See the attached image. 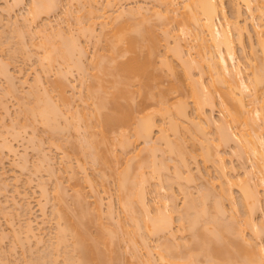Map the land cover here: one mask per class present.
<instances>
[{"label":"bare ground","instance_id":"6f19581e","mask_svg":"<svg viewBox=\"0 0 264 264\" xmlns=\"http://www.w3.org/2000/svg\"><path fill=\"white\" fill-rule=\"evenodd\" d=\"M95 1L93 0L94 4L96 3ZM186 1L187 0H159V4L157 7H154L153 9L149 8L151 10L148 9L151 14L147 13L149 14L148 17L157 16L154 17L156 22L150 21V19L152 18H148L146 14L143 13L144 7L142 5L134 7L133 11H131L132 8H128L127 10L124 9L126 11L122 9L121 11H123V13L119 12L118 10V13L116 12L117 14L113 16H111L109 11L112 10L109 9V7H112L113 5H111L112 3H110L109 1V3L106 2L109 6H106L107 9H109L108 11H105L106 3L105 5H103L104 7L102 6L104 10L98 8L100 10L99 13L97 12V16L100 18V33L105 35H103L105 38L103 39L105 40V44L107 46V48L105 47L107 50L105 49L106 51L104 54H106V59H108L107 61H109V63L105 62L107 63V65H105V63L103 64L102 61L98 60V63L101 62V65L97 64L98 66L96 67L99 68L98 70L100 72L96 69L97 71L93 73L95 77L98 78H95L97 80V83H93V85L96 84L97 87H95L94 85L92 86L95 87L93 89L87 88V90L89 89V94H87L88 98L89 96H94V98L96 99V101L93 102V107L91 108L92 111L88 112L90 111L89 109L88 111H83L85 107L80 108L83 111V116L81 117H83L85 121V118H87V116L89 117L90 115H94L97 118V123L95 125L98 124V127H95V129L97 128L98 131L96 132V130L94 129L95 132H93V130L90 132L91 123H85L87 125L89 124V128L87 127L86 129V125L83 126V132L86 135L85 137H80V139H83L81 141H85L86 143H84L85 145L83 143L81 145L82 148L83 146L92 147V152L90 154L93 153L91 156H95L97 158L99 157L98 159L101 163L100 168L103 169L104 167H107L104 168L103 171L107 172L105 171V169H108L112 172L111 169L113 168L110 164V162L112 161H110L109 159L112 158V155L114 156V158L115 156L116 158L118 157L117 153L115 152L116 150H114L115 148H113V145L115 147L118 144L121 148H125L123 150H126L135 141L140 140L144 143L141 151H147V156H139V160L137 161V163H135V167L131 166L130 163H128L126 164L127 166L125 165L124 168L120 169L118 171L119 174L116 175L118 176L117 185H119L118 190L121 196L120 199L121 201L123 200V204H120L124 206V208L126 209L125 211L128 212L130 223L132 222V225L130 224L131 226H126V224H118L120 225V227H122L123 225L128 228L126 229L124 227V230H126L125 235H128V237H125H127V240H129V242L127 243H130V245H132V247L130 245L128 246H130L129 248H131V250L133 248V255L136 257L138 263L264 264V253L262 252V250H264V243L263 240L261 242L260 238L261 236H264V223H261V221L264 222V0H231V5L232 7H234V19L230 18L227 15L228 12L225 5L226 0H191V2ZM13 2L21 3L22 0H13ZM30 2L31 6L29 4L30 7L28 8V14L31 10L30 15H35L36 17L38 15L40 17L41 12H47L55 9L56 6H58L60 0H30ZM98 2L99 1L97 0V3ZM181 2H185V5L183 6L187 7L188 10H185L183 13H181L182 16L177 18L178 14H176V5L180 4ZM241 2L245 7V10L247 11V16L245 17H242L243 13L240 10ZM85 3L88 2L85 1ZM91 3L92 2L88 4ZM81 4L84 3L81 2ZM98 5L100 4L98 3ZM93 10L91 11L94 12ZM96 11L97 9L91 15L95 14ZM124 14H127L125 16L127 19L123 18L125 21H123L122 19V16ZM35 16H33V18H35ZM140 18H142V20H140ZM157 18H160L162 20L160 21V19L158 20ZM120 19L122 20L119 23L118 20L120 21ZM75 20L77 21V18ZM80 20L81 19H79L78 21L80 22ZM132 20L134 23H132ZM135 20H140V22H136ZM175 20L178 22V26L176 29L170 26V23ZM255 20H257V23H259V29H256V27H254V32H252L249 29V22H253ZM79 22H76L78 23L77 27H81V29L79 28V30L85 32V29L87 30V28L81 26L82 23L80 24ZM111 22L113 23V25L110 24L111 28L109 29H111V31H106L108 32V34H106V32L104 33V30H106L105 28ZM45 23H43L44 31L45 29H47V26L45 25H47L48 22L47 24ZM157 24L160 25L158 26V28ZM24 25L27 28L26 30L30 29L29 27H27L28 25ZM88 25L93 26L90 25V23ZM89 26L87 27L89 28ZM16 28L15 30H17ZM159 28L160 30H158ZM21 30L19 31L21 32ZM37 30L39 33L42 31L40 28ZM56 30H58V28L54 29L55 32ZM159 31L162 32V36L160 35ZM96 33L99 34L98 32ZM245 33L247 35H245ZM62 34L56 36L61 38ZM68 34L65 36V38H67ZM102 34H99L96 38L99 37L101 39L103 37ZM253 34L255 35L254 38L256 39L255 44L253 43L255 42V40L253 39ZM20 35L21 34L19 33V36ZM77 35L79 36V32H77ZM77 35L76 38L74 37V35V38L71 36L73 38H71V40H68L70 37L67 38L66 41H71L69 43L64 41V38L62 37L63 39L61 38V40L63 42H59V45L57 43V45L54 44L55 42L51 43V40L48 38L51 35H47L44 42H46V44L47 42H49L50 45H53H51V48V46L47 44L49 50L47 45L45 46L47 48H43L46 50L41 49L44 51V54L43 56L41 55V58H43V61H46L47 63V66L45 67L48 68V66H52L53 62L55 63V61L59 62L60 60H63L64 63L63 61L62 63L64 65H66L67 61V63H69L70 61L73 62L72 67H70L71 64L70 66H68V64L67 68L76 67L78 70H80L78 65H81L80 63L83 62H80L78 60L82 57V55H84L83 52H86V49H83L84 45L81 44V41L79 40L80 37L78 38ZM88 35L90 36L92 34H90L89 32ZM95 35L96 34L94 33V36ZM22 36L24 37V35ZM184 36H188V39ZM244 36H247V39L250 40L248 43V46L250 47V56L248 57L247 55L249 54L246 53L247 55L244 54V58L240 59L236 49L238 46L241 51L245 53L246 40ZM23 37L21 38L23 40L24 44H22L24 47L27 43L25 42ZM251 39H253V41ZM96 40H98V42L100 41L99 39ZM192 49H195L194 55L191 53ZM73 56H77L78 58L80 57L77 60L78 63L73 60ZM101 56L103 58L106 57L105 55ZM57 57H59L60 60L57 59ZM120 57L122 59H120ZM84 59H86V57ZM103 60L105 61V58ZM1 65L3 66H1V68L3 69L2 73L4 74V77H7V81L11 82L10 78L14 76L12 75L13 73L9 72V67L4 65L3 61ZM43 68L44 67L42 66L41 69ZM45 69L46 68H44V70ZM60 69L61 73H59L62 76H65L67 75L66 73H69V69H62L61 66ZM97 72L100 73V75ZM84 74H86L85 71ZM36 75L38 76L36 78L34 77L35 79L33 85L31 84V87L28 86V89L29 87L30 89L32 88L31 90L29 89L28 95L33 96V94L36 93V95H34L36 100L39 99L38 95H41L42 99H44V102H42L44 104L41 105L42 103L38 100V103H36L37 101L35 102L36 105L32 103L33 100L28 101L31 103L26 102L33 105H29L31 106L30 108H24L25 111L29 109L27 113L30 112V118L34 121L36 120L42 123V125L46 127V129L48 127L50 133L52 131L55 132V130L59 127L60 129L68 128V125L71 124L72 126V123H76V126L78 124L77 128L74 125L72 127L74 129H78V127H80L81 125H79L80 123H78L79 120L76 122L75 118L71 120L72 122H67V127L65 126L66 123H64L69 118V115L67 116L68 112H73L72 105L68 104L70 98H66L65 95V84L67 86V83H70L69 81L66 83V80H68L69 78L65 76V79L59 75V77L63 79H60L58 77L59 84H57L56 82V87H59L58 93L61 99V103L66 107H64L65 110H62L61 104L52 99L48 94V91L43 86L44 83L40 79L41 75L39 73H37ZM163 78H166L168 80V85L166 87L160 86V82ZM23 80L26 81L27 79ZM24 81L23 83H25ZM13 82L10 85H13ZM89 85L91 86V84ZM89 85L87 87H89ZM73 87L75 88V86ZM14 88L11 89H13L14 91ZM16 90L18 89L16 88ZM38 91L40 92V94H37ZM137 95L141 96L143 103H147V106L149 107L147 110L144 111L143 109L134 106ZM42 99L40 98L39 100ZM28 104L26 106H28ZM67 105H69L70 108ZM217 105L220 107L222 113V115L218 118L213 117L212 115V112L215 110ZM87 108L88 106L86 107V109ZM75 114L76 112H73L72 117L78 116L77 114ZM59 117H62L63 119L66 118L63 122L64 126L63 124H61V122H59L61 120L58 119ZM25 120L28 119L25 118ZM3 124L5 125V127ZM2 125V129L5 132H7L6 129H8V131L10 130V125L7 126L8 128L6 127V123L3 122ZM12 126L13 125H11V127ZM14 128L15 127H12L11 129ZM209 128H213L211 130L213 132L212 134L211 132L208 133ZM236 128L237 130H235ZM60 129L57 130L59 131ZM69 129H71V127ZM4 131L3 133H5ZM14 131L15 133L13 134L15 135H10L12 138L13 136L17 135L20 136V134L16 132H20L21 130L15 129ZM168 131H170L172 135L169 134ZM56 132L52 133L56 134ZM59 132H57V134H59ZM114 133H116L117 135ZM84 134L82 136H84ZM208 134H211V137H209ZM4 136L6 135L4 134ZM0 137L2 139L3 135L0 134ZM16 138H18V136L14 137V139ZM2 140H5L3 145H1ZM2 140L0 141V148L1 146L3 148L2 150L0 149V165H3V162L6 160L4 159L3 155L7 152L4 151H8L12 155L17 154V148L13 143H7V141L9 140H7V138L5 137ZM191 146H194L196 148L191 149ZM58 147L59 146H57V148ZM89 147L88 150H86L85 148L83 150L80 146L84 153L85 151H87L86 153L88 155L90 152ZM193 150L197 152H195L196 155L200 156L204 163L209 161L210 164H212V166H214L217 170L216 182L219 186V192H216L217 189L215 191L216 187L214 188V186L212 188L214 190L206 189L208 192H204L206 190L202 191L206 195L208 193L207 197H213H210L213 200V202H210L212 203V207L209 203H205V201H207L209 197L207 198L204 193H201V191L200 194H196V197L198 198L197 199L195 195L192 194V192L187 193L189 192L188 188H186L188 191L184 189L185 184L183 182L185 181L186 187H189L188 181L190 182L192 180L190 176L192 172L190 171L191 168L189 159H196V155L194 154ZM38 151L42 155L41 157H43L40 159L42 165L45 162L51 170L49 171L50 176H57L56 170L54 172L55 174L53 173L55 167L52 166L51 159L49 158L50 156H47L48 154L47 152H45L44 148H41ZM158 152L160 154H158ZM225 154L232 155L233 157L236 156V158L240 159L243 164L251 160V163L247 168H245V171H243L244 177L239 176L236 182H234L232 178H230V172L234 171V166L232 164H227L225 160ZM138 155L139 154H137V156ZM95 157L93 158L94 161L92 160L93 163H96L98 160ZM167 158L170 162H174L172 164L173 168L171 169L168 168L169 161H167ZM106 159L108 162L110 161V165L108 164ZM23 166L21 165L22 170L25 167ZM255 166H257V173L256 171H254L256 169ZM68 167L69 169H71L70 164H68ZM249 167H251V169ZM129 168L130 170H132L130 171ZM169 170H172V173ZM197 170L200 173V169L197 168ZM166 171L167 173L170 172L171 174H167ZM104 172L103 175L105 174ZM258 173H261V175H259ZM201 176L202 178H204L203 175ZM15 178L18 179V175H16ZM162 179L163 183L164 180L166 181L174 179V181L171 180V182L166 181V183L168 182L167 187H169V189L167 187H165L166 190L164 189V186L166 185L163 186ZM183 179L184 181L182 182ZM54 183L56 190L55 198L59 200L58 202H62V199H65V190L61 186L60 179L56 178V182L54 181ZM171 183H178L180 186L178 184L176 185L179 187V189L181 187L180 190H183L182 192L184 193V197L187 198L184 199L185 201L183 205L185 206H183V214H180L181 211L176 209V207L174 208V205H176L174 204L176 199L174 198L175 196L173 189L172 187H170L173 186V184ZM231 184L237 185L238 200L234 197L233 191L230 189ZM150 185L153 186V189L149 188ZM4 186L8 187L6 184H3V187ZM160 187H163L162 189L166 194L168 193L166 196H163V194L162 196L160 195ZM40 188H42L41 194L45 197V195L48 194L46 193L48 192L46 191L47 188L41 186ZM14 189L16 190V188ZM170 189L172 190L170 191ZM17 190L15 192L19 194V196L24 198V200L28 197L27 194H25L26 191L20 194L21 191ZM14 191L13 193H15ZM151 191L159 192V196L161 197H158V199L155 201L154 199L151 200L152 202L149 201L150 199L147 197V194ZM171 192H173V194ZM201 194H203L205 198L204 196H201ZM62 195H64V198L62 197ZM74 195L78 196L75 198H80L81 192L77 189L75 190ZM200 196L203 201L201 199L199 200ZM14 198H12L15 201L14 204L17 205L18 202ZM101 198V195L97 197V206L95 212H98L97 215H99L100 217L105 216V218H107L108 216V219H110L112 216H114L113 207L111 208V204L108 203V212H105V214L107 213V215H101L104 213L102 212L100 206V203H102L103 200H101ZM223 198L231 202L230 205L232 208L230 209L233 210V213H230V216H226L227 209L224 205L225 203H223ZM46 199L47 198H45V202L47 203L49 199ZM83 199L81 200L83 201ZM170 200H172L171 202L174 201L173 204L170 202ZM26 203L27 205L29 204L28 201ZM26 203L24 204L26 205ZM40 203V205L44 206V202L42 203L40 201ZM82 204L83 202L80 205ZM4 205L8 204L4 203ZM27 205L25 206V210L28 209ZM238 206H240L241 208V218H238L240 216V213L236 214L238 213ZM80 209H83L85 211L83 212V214H90L92 211L91 210L89 213L88 210L86 211V207H82ZM44 210L45 209L42 208L43 212L40 214L41 216L43 215L41 217V222L43 221L42 218H44L46 215V210L45 212ZM175 211H178L180 215L178 223L179 225L177 224L178 227L177 225H174L173 213H175ZM234 211L237 212L234 214ZM60 212V210L57 211V218L61 217L60 219H58L59 221L62 220L64 216H66V214H63V211L61 213ZM112 213L113 215L110 217L109 215H111ZM260 214V217H262L263 215V220L258 218V215ZM62 215L64 216L62 217ZM97 215L95 216L97 218H100ZM87 216L88 215L86 214H81L80 219H82L83 217V219H85ZM65 219L67 223L64 221V223L62 222V225H59V221V223L57 222V228L55 227L57 231H55V233H58V235H56V240L53 242L54 244H52L51 242L50 245L48 241V243H46V245L48 244V246L45 247L50 248L52 245L57 246L58 244L56 248L58 249L61 246V249H63V244H60L64 243L65 247L63 253L66 254H63V256L66 255V258L64 256L66 260H63L68 261L69 264H109L111 257L110 254H108L110 253V251L108 250L109 247L116 242L112 240L111 244V240L109 239L110 236H108L107 234L111 230L107 229V231L106 228H104V233L107 232L106 234L108 237L106 236V234L97 233V237L94 235L95 238L91 239L90 237L94 236H90L89 231L87 232L88 227L86 229V224L84 225V222L88 223L90 221L89 219L84 220V222L82 223L79 222L80 220L76 223H71L69 222L72 221L70 220V218L69 220L67 219V217ZM118 221L120 222V220ZM9 222H12V220H10ZM100 222L102 221L100 220ZM103 223L104 222H102V226L100 225L101 229L99 231H103ZM185 224L193 233H191L192 240L191 238L189 240L191 242H185L188 245H192L190 246V248L189 246L187 247L186 245H184V242H180L178 240L177 234H175V231H179L180 229H182V226H184ZM37 226L36 228H41V226H39L38 224ZM36 228L33 226L32 220H28L26 225L24 226L25 230H23L25 231V236L24 234L23 236L26 238L23 237L24 239H21L22 235L19 234L23 231L18 230L19 232H17L15 228V233L13 231V234L15 235V237L17 235L16 238L22 240L23 243L25 239H28L30 237H32V239H36V241L40 243L43 239L42 237H40L41 235L39 236V234H37L38 232H35ZM130 228L132 229L131 231ZM120 230L122 231V228ZM246 231L250 232V237L251 239H253L252 241L250 239H247ZM157 235H166V237H162V241H164V238L165 241L160 244L157 243L159 244V247H151L150 243H148V238ZM174 235H176L177 241H174ZM38 236L41 238V240L36 238ZM68 236L71 239L67 240ZM258 238H260L261 243H258V241H256L259 240ZM31 240H28V242ZM66 240L70 241V243L67 242L68 244H66ZM137 245H140L145 249V254L141 252L146 257L144 258L142 255V258H140L142 262L139 260V258L137 259L139 253H137L136 251L140 252L139 247H136ZM113 246H115V244ZM183 246H185L186 249H191L187 255H183L180 250L177 251V249ZM155 247L159 250L155 249ZM40 248H42V250H37L39 252H35H37L39 256L42 257L40 258L38 256L39 258H32L34 253L33 255L31 253L32 259L29 262L26 261L28 262L27 264H53L54 262L51 263V261H55V259L58 258H53V252L55 250H50L52 252L51 256L50 251H47L49 253L45 254L46 251L43 250L44 246ZM65 248L67 250H65ZM152 248L155 249V256L152 254ZM110 249H114V247L112 248L111 246ZM175 249L176 253L178 252L179 256L175 253ZM57 251L60 250L58 249ZM71 251L73 253L76 252L77 254L75 253L74 255L73 253H71L74 255L73 256L70 254ZM41 253L44 254V256ZM111 253L114 254V250L113 252L111 251ZM135 253H137L138 255H135ZM116 254L117 253H115V255ZM181 254L182 256H180ZM50 256L52 259L50 258ZM111 256L113 257V255ZM199 256H201L202 258ZM139 257H141V254L139 255ZM1 258L3 261L0 260V262L3 263L5 260L3 258L5 257L1 256ZM200 258L203 259V261ZM113 259L115 258L113 257L112 261ZM65 261L63 263H65ZM9 263L10 262H8V264Z\"/></svg>","mask_w":264,"mask_h":264},{"label":"rangeland","instance_id":"374dc122","mask_svg":"<svg viewBox=\"0 0 264 264\" xmlns=\"http://www.w3.org/2000/svg\"><path fill=\"white\" fill-rule=\"evenodd\" d=\"M85 1L88 3H90V2H92V3L88 4V3H85ZM85 1L81 0V2H83L85 4L84 5V4H81L80 0H60L58 6H56V8L58 7L59 9L55 8V9H53L55 11H53V10L47 11L48 14H47V12H41L42 15L40 13V17L38 15L36 17L35 15H30L31 10H30V13L28 14V12H29L28 8L31 6L30 0H22L21 3H17V2L15 3V2H13V0H0V59L3 61L4 65L9 67V69L11 70L10 71L8 69L9 72L10 73L12 72L13 73L12 75H14L12 78H10L11 82L7 81L8 80L7 77L5 78L4 74L2 73V70H3L1 68L2 61L0 60L1 61V63H0V131H1V133L0 134L3 135L2 139H4V137L7 138V140H9V141H7V143L11 142L17 148V154L16 155H12L8 151H4V152H7L6 153L7 155L2 153V154H4L3 156H4V159H6V160L3 162L4 163L3 165L1 164L2 166L0 165V176H1V178H0V182H1L0 183V254L2 257H5L3 259L10 262L9 264H24V263L27 264L33 257L39 256V254L37 253L39 251H37V250H42V248H40V247H43V246H44L43 250L46 251L45 254L49 253L47 251H50V250L54 251L55 250L53 252V254H54L53 258L54 259L56 257H58V258H56L55 261H51V263L54 262L53 264H65L67 262L66 264H69L68 261H65L66 255H64L65 258L63 256V254H66V253H63L64 247H65L64 243L60 244V245L63 244V247H62L63 249H61V246L58 248L60 251H57L58 249L56 248L58 246V244H57V246L52 245L50 248L45 247V246H48V244L46 245V243H48V241H49L50 245H51V242H52V244H54L53 242L56 240V235H58V233L57 234L55 233V231H57L56 225H57V222L59 221L58 219L61 218L59 216H58L59 218H57V215H58L57 211L58 210H60L61 212L63 211V214H66V216L62 215V217L64 216L63 217L64 220L63 219L60 220L59 221L60 223L58 222L59 225H62V222L64 223V221L66 220L65 219L66 217L68 220H69V218H70V220H72V221H69L71 223H76L79 220H80L79 222L82 223V222H84V220L89 219L90 221L88 220L89 221L88 223L84 222V225L86 224V227H85L86 229L88 227L87 232L89 231L90 236L95 235L97 237V235H96L97 233L98 234L99 233L106 234L107 232L104 233V231H105L104 228H106V230L107 229L111 230L110 232L113 235L110 232L107 233L108 236L111 237V235H112V237H113V238L109 237V239L111 240V244H112V240L114 242L116 241L115 243L113 242L115 244V246H113L114 244L113 245L110 244L112 246V248L114 247V249H110L111 248V246H110L109 250H108V251H110V253H108V254H110V257H111V259H110L111 264H137L138 263L136 260V257L133 255V253H134L133 248H132V250H131V248H129L130 246L132 247V245H130V243L129 244L127 243V242H129V240H127L128 235L127 234L125 235L126 230H124V229L126 227L123 225H122V227H120V225H119V224H124V225L126 224V226H131L132 222L130 223V218H129L128 212L125 211L126 209L124 208L123 205H121V204H123L122 203L123 200L121 201V199H120L121 196H120V194H119L120 192L118 190L119 185H117L118 184V180H117L118 176H116V175L119 174L118 171L120 169L124 168V166L128 163H130L131 166L135 167V165H136L135 163H137V161L139 160L138 159L139 156L145 157V156H147L148 152L145 150L141 151L142 147L144 146L143 145L144 143L141 142L140 140L133 142V144H131V146L129 148H127L126 150H123L125 148H121L116 143L117 145L115 147L113 145V148H115L114 150H116L115 152L117 153L118 157L116 158V156H115V158H114V156L111 154L112 158L109 159L110 161H112V162L109 161L112 168H113V169H111L112 172L108 169L107 170L105 169V171H107V172H104L103 171L104 168H107V167H104L103 169L100 168L101 163L98 159L99 157L97 158L94 156L98 160L96 159L97 162L93 163L94 157L91 156L93 153L90 154L92 152V150H91L92 147L88 146L90 148L89 149L90 150L89 155L86 153L87 151H85V153H84V151H83L84 148L86 150H88V147L86 146L87 147L86 148L85 146H83V148H82L81 144L82 143L84 144L86 142L81 141L83 139H80V137L82 138V137H85V135H86L83 132L84 131L83 126L86 125V129H87V127L89 128V124L88 125L85 124L87 122L91 123L90 132L92 130H93V132H95V130H96V132L98 131L97 128L95 129V127H98V124L95 125L97 123V118L94 115L93 116L90 115L89 117L87 116V118L84 117L86 119V121H85L83 119V117H81V116H83L82 115L83 111H88V109H89L90 111H88V112H91L92 111L91 108L93 107V102L96 101L94 96H89V98H88L87 94H89V89L87 90V88L93 89V88L97 87L96 84H94L95 87H92V86H94L93 83H97L96 79H98L93 74L94 72H96L99 69L96 67V66H98L97 64L101 65V62L98 63V60L102 61L103 64L105 62L109 63V61H107L108 59H106L107 58L106 54H104L105 51L107 50L106 49L107 46L105 44L106 42L104 40L105 35L100 33V29H101L100 18L97 16V12L98 13L100 12L99 9L104 10L103 5H105V3L109 1L110 3H112L111 5H113V6L112 7L110 6L111 7L110 8L106 3L105 7L107 6V7H109V9H112V10H109L106 7L105 11L109 10L111 16H113V15L118 13L117 12L118 10H119V12L123 13V11H121L122 9L127 10L128 8L129 9L132 8L131 11H133L134 7L142 5L144 7L143 13H145L146 16L148 17V15L151 14L149 12V10L153 9L154 7H157L159 4V0H98L99 1L98 3L100 5H98L97 0L96 1L94 0L96 2L95 4L93 3V0H85ZM187 1L191 2V0H187ZM184 3L185 2H183V3L181 2L180 4L176 5L177 6L176 14H178V16L176 15L177 18L181 17L182 16L181 13H183L185 10H188L187 7L183 6V5H185ZM225 3H226L225 5L227 7L226 10L228 12L227 15L230 18L234 19V7H232V5H231V0H226ZM29 4H30V6H29ZM240 4H241L240 10L243 13L242 17H245V16H247V11L245 10V7L243 6L242 2ZM59 5H60V7H59ZM149 8H151V9H149ZM93 9H95V10L97 9L96 13L93 14L94 16L91 15L92 13L95 12V10H93ZM91 10H93L94 12H92ZM126 10H124V11H126ZM128 12H125V13H128ZM147 13H149V14H147ZM95 15L97 16V18ZM126 15L124 14L122 16V19L123 18L125 19ZM33 16H35V18H33ZM154 17H157V16H153V17L151 16L148 18H152V19H150V21L156 22ZM31 18H33V19H31ZM76 18H77V21L75 20ZM79 19H81L80 22L78 21ZM122 19H120V21L118 20V22L120 23ZM124 19H123V21H125ZM140 20H142V18H140ZM140 20H138V21L135 20V21L140 22ZM143 20H144V18H143ZM161 20L162 19H160V21ZM75 21L79 22L80 24L82 23L81 26H83L84 28H87V30L92 35L89 36L88 35L89 32L86 29H85V32H82L81 30H79V28L81 29V27H77L78 23H76ZM160 21H159V23H160ZM47 22H48V24H47ZM257 22H258L257 20H255L253 22L252 21L249 22V29L252 32H254V27H256V29H259V26H258L259 23H257ZM43 23L47 24V25L44 24L45 26H47L46 27L47 29H45V31L43 29V27H44ZM89 23H90V25H93L94 28H93V26H89L88 25ZM132 23H134L133 20H132ZM177 23L178 22L176 20L172 21L170 23V26L172 28L176 29L178 26ZM24 24L28 25L27 27H29L30 29L26 30L27 28ZM29 24H31V25H29ZM80 24H79V26H80ZM110 24L113 25L112 22L109 23L108 26L105 28L106 30H104V33L106 31H109V30L111 31V29H109V28H111ZM86 25L89 26V28ZM158 26H160V25L157 24V28H158ZM15 28L18 31L15 30ZM22 28L24 29V31ZM39 28L41 30L43 29L40 33L37 30ZM57 28H58V30H56V32H55L54 29H57ZM19 30H21L22 33ZM158 30H160V28ZM52 31H53V33H52ZM61 31H62V33L65 32L66 34L65 33L62 34ZM71 31L74 34H72ZM77 32H79V36L77 35ZM96 32H98L99 34H102V36L103 35L104 36L101 39L99 37L96 38L99 35ZM19 33L21 34L20 35L21 37H23L22 35H24L23 39L27 43V44L25 43L26 45L24 47H23V44H24L23 40L19 36ZM48 33L51 35L48 38L51 40V43L55 42L54 44H56V43L58 44L59 42H63L61 40L62 37L64 38V41H66L67 38H69V37L70 38L68 40H71L73 35L75 38H76V35L78 38L80 37L79 40L81 41V44L84 45L83 49L84 50L86 49V52H83L84 55H82L81 58L79 57L80 59L77 56H76L77 57V59H76V57H74L75 56L74 55L73 60L76 61V63H78L77 62L78 59H79L78 61L83 62V63H80L83 66L78 65V67L81 71L78 70L76 67L67 68L68 64H69L68 66H70V64H71L70 67H72L73 62L70 61L69 63H67L68 62L67 61L66 65H64L63 64L64 61L62 60L63 61V63H62V61L60 60L59 57H57V59L60 60V61L57 60L59 62L55 61V63L53 62L52 66L51 65H50V67L48 66V68H50V69L45 67V66H47V63H46V61H43V58H41V57L44 54L43 50H46L43 48L47 44L50 45L49 42H47V44H46V42H44L45 37H47V35L49 36ZM59 33L62 34L61 38L56 36V35H61ZM94 33L96 34L95 36H94ZM159 33H160V35L162 34L161 31H159ZM67 34H68V36H67V38H65V36ZM106 34H108V32H106ZM245 35H247V34L245 33ZM186 37L188 39V36H186ZM244 37L246 40V42H245V44H246L245 53L243 51H241V49L238 46L236 49L237 54H238L240 59H243L244 58L243 56L246 53L249 54V55L246 54L248 57L250 56V53H249L250 47L248 46L249 45L248 43L250 40L247 39V36H244ZM254 37H255V35L253 34V39L255 40V42H253V43L255 44L256 39ZM95 38L99 39L100 41L98 42V40H96ZM108 38H109V35H108ZM253 39H251V40L253 41ZM46 41H48V40H46ZM66 42L69 43L71 41H69V42L66 41ZM51 45H53V44H51ZM25 47H27V48H25ZM47 47H48V45H47ZM47 47H45V48H47ZM51 48H52V46H51ZM41 49H43V50H41ZM48 50H49V47H48ZM191 53L194 55L195 49H192ZM101 55L106 56V57H104L105 61L103 60L104 58ZM85 57H86V59H84ZM123 58H124V56H123ZM120 59H122V58L120 57ZM44 62L46 63V65ZM84 63H86V64H84ZM105 65H107V63H105ZM42 66L44 68H46L47 71H46V69L44 70V68L41 69ZM60 66L62 69H65V70L69 69L68 70L69 73H66L67 75H65V76H67V78L70 79V80L69 79L66 80V83L68 81L70 83L69 84L67 83V86L65 84V95H66V98L67 97L70 98V101L68 104L72 105L73 112H76V114L78 116L72 117L73 112L71 111L72 113L68 112V114H67V116L69 115L68 116L69 118L66 120V122H64L66 118L63 119L62 117L58 118V119H61L59 122H61V124H63V126H64V123H66L65 124V126H66L68 121H71L75 118L76 122L79 120L78 123H80L79 125H81V126L78 127V129H76L78 124L76 126L75 125L76 123L75 124L72 123V126H71V124L69 122L70 125H68L69 126L68 128H64L61 125L65 130L60 129V127H59L57 129L64 130V131L59 130L60 131L59 132L56 129L57 132H59V134H57L56 130H55L56 134H53V133H55L54 131H52L53 133L52 132L50 133V130H48V127L46 129V127H44L42 125V123H40L39 121L32 120L30 118V112L27 113L29 109H27V111H25V109L30 108L31 106H29V105H32V104H28V103H31L28 101H32V100L34 101L35 100L34 102L32 101V103H34L35 105H36V103H38V101L41 103L44 102V99H42L41 95H38V96H39V99L41 98L43 101L39 100V99H37L38 101L36 100V98L34 97V95H36V93L33 94V96L28 95L29 94L28 91L31 87V84L33 85L34 79L38 76L36 74L39 73L41 75L40 79L44 83L43 86L48 91V94L50 95V97L52 99H54L55 101H57L58 103H60L62 110H65L66 107H65V105H62L61 99H60V96L58 93L59 87L58 88L56 87V85L59 84L58 79L59 78L60 79L65 78V76H62L60 74L61 73L60 72L61 71ZM243 66H244V64H243ZM83 67H84V69H83ZM86 67H87V69H86ZM58 69H60V70H58ZM82 69L85 71L86 74H84V71ZM62 71H64V70H62ZM98 74L100 75V73H98ZM5 75H6V73H5ZM59 75L62 76L63 78L59 77ZM23 79H25V80L27 79V80L24 81ZM23 81L25 83H23ZM12 82H13V85H10ZM56 82H57V84H56ZM59 82H60V80H59ZM89 84H91V86ZM72 85L75 86V88ZM88 85H89V87H87ZM167 85H168V80L166 78H163L160 82V86L166 87ZM28 86H30L29 89H28ZM11 88H14L15 93H14L13 89H11ZM16 88L18 90H16ZM25 92H26V94H25ZM41 93H42V91H41ZM37 94H40V92L38 91ZM26 95H28V96H26ZM91 97H92V99H91ZM26 102H28V103H26ZM27 104L29 107L26 106ZM43 104L44 103H42L41 105H43ZM67 106L70 108L69 105H67ZM87 106H88V108L86 109ZM134 106H136L137 108L139 107L140 109H143L144 111L149 108L147 106V103L142 102V98L140 95L136 96ZM83 107H85V108L82 111L80 108H83ZM190 107H192V106H190ZM72 108H71V110H72ZM212 115H213V117H216V118H218L219 116L222 115L220 107L218 105L216 106L215 110L212 112ZM25 118L28 120H25ZM3 122L6 123V127L10 125L9 129L12 132L10 130H9L10 131L9 132L8 129L5 128L6 131L8 132L7 133L2 129V126L4 125V124L2 125ZM73 122H75V121H73ZM11 125H13L12 127H15V128L11 129L12 128ZM73 125L76 126V128H75L76 130L74 128H72ZM57 126H58V124H57ZM4 127H5V125H4ZM70 127H71V129H69ZM15 129L21 130L20 132H16V133L20 134V136L17 135L18 138H16V139H14V137H17V136H13V138L11 137L12 136L11 134L15 133V131H14ZM23 129H25V130H23ZM212 129L213 128H209L208 133L211 132V134H212L213 133L211 131ZM2 130L5 133H3ZM235 130H237V128ZM168 133L172 135V133L170 131H168ZM4 134L7 137L4 136ZM83 134H84V136H82ZM114 134H116V133H114ZM154 134H157V133H154ZM211 134L210 135L208 134V136L211 137ZM13 135H15V134H13ZM154 136H156V135H154ZM2 139L0 137V141ZM154 139H155V137H154ZM5 140L1 141L2 142L1 145H3ZM56 145L59 146L60 149H59V147L57 148ZM79 145L81 146V148L83 150L80 148ZM41 148H44L45 152H47V154H48L47 155L48 157L50 156L49 158L51 159L52 166L55 167L53 173L56 170L57 176H54V177L50 176L49 171H51V170L44 161H43L44 163L42 165V162L40 159L43 157H41L42 155L38 151ZM194 148H196V147L193 146L191 149H194ZM0 149L1 150L3 149L2 146ZM193 152L196 155L197 152L194 150H193ZM137 154H139V155L137 156ZM158 154H160V153L158 152ZM5 155H6V157H5ZM111 155H110V157H111ZM24 158L26 159V161ZM225 160H226L228 165L232 164L234 166V171L230 172V178H232V180L234 182H236V180H237V178H239V176L244 177L243 171H245V168H247L248 165L251 163V160H250L249 162L247 161V162H245V164H243L240 159L236 158V156L233 157L232 155H229V154H225ZM106 161H107V159H106ZM167 161H169L168 158H167ZM109 162H108V164H109ZM189 162H190L189 164H190V168H191L190 171L192 172V174L190 175L192 180L190 182L188 181L189 184L187 183L189 185V187L188 186L186 187V183L184 181L185 178L182 180V182L184 181L183 183L185 184V188L183 186L182 187L184 189H186V188L189 189V192H187V193L192 192V194H194L196 197V194H200V191H201V193H204V192H208L207 191L208 189L214 190V189H212L213 186H214V188L216 187L215 191L217 189L216 192H219V186L216 182L217 170L215 169V167L212 166V164H210L209 161L204 163L202 161L201 157L198 155H196V159H194V160L192 158L189 159ZM18 163H19V165H18ZM173 163H174L173 161H171V162L169 161L168 168H170V169L173 168L172 167ZM68 164H70L71 169H69ZM21 165L25 166V167L23 166L24 167L23 170L21 169L22 168ZM46 165L49 169L46 167ZM105 166H107V165H105ZM255 167H256V169L254 171L257 170V166H255ZM46 168H47V170H46ZM131 168H133V167H131ZM197 168L200 169V173L198 172ZM249 168L251 169V167H249ZM129 170H130V168H129ZM145 170H147V169H145ZM169 171H171V173H172V170H169ZM103 172L105 173L104 175H103ZM166 173H167V171H166ZM168 173L171 174L170 172H168ZM256 173H257V171H256ZM183 174H185V173H183ZM16 175H18V177H19L18 179L15 178ZM201 175H203L204 178H202ZM259 175H261V173ZM55 177L60 179L61 186L65 190L64 191L65 196L62 195V197L64 196L65 199L64 200L62 199V202H58L59 200H57V198H55L56 197L55 196L56 190H55V183H54V181L56 182ZM16 180H18V181H16ZM171 180L174 181V179H171ZM171 180H166V181L171 182ZM166 181L164 180V183H163V179H162L163 186L166 185V186H164V189H165V187H167V184H168V182L166 183ZM186 181H187V179H186ZM3 184H6L8 187H6V186L3 187ZM171 184H173V183H171ZM176 184H178V183H176ZM176 184L174 183L173 186H170V187H172L173 192H174L175 197L174 196L173 197L176 199V200L174 199L175 202L173 201L174 204H176V205H174V208L176 207V209H178L179 211L182 212V213L180 212V214H183L184 213L183 212V210H184L183 206H185V205H183L184 201H185L184 199H187V198L184 197V193L182 192L183 190L182 191L180 190L181 187L179 189V187ZM40 186L47 188L46 191H48V192H46V193H48V194L45 195V197L41 194L42 188H40ZM150 186H149V188L153 189V186L152 185H150ZM5 187H6V190H5ZM14 188H16V190L18 188L17 191L20 190L21 191V193L19 192L20 194H22V192H25V191L27 192V193L25 192V194H27L28 197L25 198V200H27L29 202L28 205L26 203L27 201H25L24 198L19 196V194H17L15 192L16 190ZM162 188L161 187L159 188L160 189L159 190L160 195L162 196V194H163V196H166L168 193L166 194ZM167 188L169 189V187H167ZM77 189L81 192L80 198H75V197H78V196L74 195L75 190H77ZM172 189H170V191ZM230 189L233 191L234 197L238 200L237 185L231 184ZM203 190H206V191L202 192ZM13 191L16 194L13 193ZM43 191H45V190H43ZM43 191H42V193H43ZM61 192H62V189H61ZM173 192H171V193L173 194ZM184 192H186V191H184ZM13 194H15V195H13ZM100 195L102 196L101 200L103 199L102 203H100L101 204L100 206H101L102 212H104L101 215L104 216L105 212L108 210L107 209L108 203L111 204V206H110L111 208L113 207L114 211L113 210H111V211H113L114 216H112L113 213L111 215L108 214L110 217L112 216L111 218L109 217L110 219H108V216H107V218H105V216L100 217L99 215H97L98 212L97 213L95 212L96 211L95 209L97 206V197ZM204 195H206V194L204 193ZM204 195L201 194V196H204ZM207 195H208V193H207ZM207 195H206V197H207ZM210 195H211V193H210ZM12 196H14L15 198ZM161 196H159V192H156V191H151V192H148V194H147V197L150 199V200L148 199L149 201H151L153 199L155 201L158 199V197H161ZM201 196H200L199 200L200 199L202 200ZM60 197H61V195H60ZM210 197H212V196H210ZM210 197L207 200L208 202L205 201V203L206 204L209 203L211 206L212 203H210V202H213V200ZM12 198L16 199V201L18 202L17 205L14 204L15 201ZM45 198L49 199L47 203L45 202ZM168 198H170V197H168ZM204 198H205V196H204ZM81 199H83V201ZM222 200L224 201L223 203H225L224 205L227 209L226 216H230L231 215L230 213H233V210L230 209V208H232L230 205L231 202L226 200L225 198H223ZM40 201L42 203L44 202V206L40 205L41 204ZM171 201L172 200H170V202ZM82 202H83V204H82L83 206L80 205ZM173 202H171V203L173 204ZM4 203L8 204L9 206L4 205ZM24 203H26V205L28 206L27 210H25L26 205ZM54 203H55V205H54ZM22 205H23V207H22ZM122 206H123V208H122ZM82 207L83 208L86 207V211L88 210L89 213L92 210L91 213L90 214H87V213L83 214V212H85V211L83 209H80ZM42 208L46 210L47 216L45 215V217L42 218L43 221L41 222V217L43 216V215L42 216L40 215L43 212ZM237 208L239 209V210L237 209L238 213H236L237 211L236 212L234 211V214L240 213V216L238 218H241V212H240L241 208H240V206H238ZM45 210H44V212H45ZM81 214L82 215L86 214L88 216L85 219H83L84 218L83 217L82 218L83 221H82V219H80ZM95 215H97L98 217H100L102 219L97 218ZM105 215H107V213ZM179 216L180 215H179L178 211L177 212L175 211V213H173V219H174V225L175 226L179 223ZM260 216H261V214L258 215V218L263 220V215H262V217H260ZM9 218H10V220H12V222H9L10 221ZM28 220H32L33 226L35 228H36L37 224L39 226H41L42 229L36 228V230H35V232H38L37 234H39V236L41 235L40 237H42V239H43L40 243L37 242L36 239H34V238L32 239V237H30L32 240L30 238H28V239H25V241L26 240L27 241L26 242L24 241V243H23L22 240H19V238L18 239L16 238L17 235L15 237V235L13 234V231L15 233V229L17 230V232H19L18 230H20V231L25 230L24 226L26 225ZM100 220L102 222H104L103 223V231L102 230L99 231L101 229L100 225L102 226V222H100ZM111 220H113V221H111ZM118 220H120L121 223ZM114 221H116V222H114ZM261 223L263 224L264 222L261 221ZM178 225H177V227H178ZM182 227H181L182 229H180V230L178 229L179 231L176 230L177 232L175 231V234H177L178 240L180 242H182V243L184 242V245H186L187 247L189 246V248H190V246H192V245H188L185 242H188V243L191 242L189 240H190V238L192 240V237H191L192 231L186 226V224ZM121 228H122V231L120 230ZM126 229H128V228H126ZM131 230L132 229L130 228V231ZM23 234L25 236V231H23L22 233L19 234V235H22L21 239L24 237ZM107 234H106V236H107ZM39 236L36 238L41 240V238ZM95 236L90 237V238L94 239ZM125 236H127V237H125ZM132 236H134V235H132ZM157 236H153V237L151 236L148 238V240H149L148 243H150L151 247L152 246L153 247L154 246L159 247L158 245L165 241V238H164V241H162V237H164V236L166 237V235H157ZM250 236H251L250 232L246 231L247 239H250L252 241L253 239H251ZM51 237H53V238H51ZM177 237H176V235H174V238H175V239L173 238L174 241L176 240ZM24 238H26V237H24ZM260 238H261V242L263 240V243H264V236L263 237L261 236ZM260 238H258L259 240H256V241H258V243L260 242ZM47 239H50V240H47ZM69 239H71V238H69V236H68L67 240H69ZM28 240H31L32 242L31 241L28 242ZM67 240H66V244H68L67 242L70 243V241H67ZM157 243H159V244H157ZM128 245H130V246H128ZM136 247L137 248L139 247L140 252L136 251L135 249L134 250L137 253H139V255L141 254V257H139V255L137 253H135V255H138L137 259L139 258V260L142 262V260L140 258H142V255L145 254L144 253L145 249L140 245L139 246L137 245ZM156 247H155V249H158ZM67 248H70V247H67ZM189 248L186 249V247L183 246V247H180L179 249H177V251L180 250V252L183 255H187L189 253V251L191 250V249L189 250ZM155 249L152 248V250H153L152 254L154 256L156 255V254H154ZM65 250H67V249L65 248ZM113 250L115 253H117L116 254L117 257L115 255V253L114 254L111 253V251L113 252ZM115 250H117V251H115ZM35 251H37V252H35ZM72 251H74V250H72ZM72 251L70 252V254L73 253ZM262 252L264 253V250H262ZM31 253H32V255L34 253V255L32 256ZM35 253L38 255H36ZM51 253L52 252L50 251V254ZM55 253H56V256H55ZM75 253L76 252H74L73 254L75 255ZM175 253H176V249H175ZM73 254H71V255H73ZM176 254L178 255V252ZM182 254L180 256H182ZM42 255L44 256V254H42ZM111 255H113V257L115 258V259H113V261H112L113 257ZM1 256H0V260H2ZM31 256H32V258H31ZM51 256H52V254H51ZM51 256H50V258H51ZM143 257L146 258L144 255H143ZM199 257H201V256H199ZM199 257H198V259H199ZM63 259H65V260H63ZM5 260H4V262L8 264V262H6ZM201 260L203 261V259H201ZM26 261H28V262H26ZM64 261H65V263H63ZM110 262H109V264H110ZM3 263L0 262V264H3ZM142 263H138V264H142ZM157 264H160V263H157Z\"/></svg>","mask_w":264,"mask_h":264}]
</instances>
